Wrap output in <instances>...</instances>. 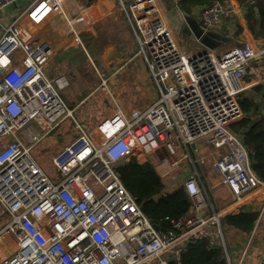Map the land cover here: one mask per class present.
I'll return each mask as SVG.
<instances>
[{"label": "built area", "instance_id": "2783aa9c", "mask_svg": "<svg viewBox=\"0 0 264 264\" xmlns=\"http://www.w3.org/2000/svg\"><path fill=\"white\" fill-rule=\"evenodd\" d=\"M67 1L33 0L0 39V264H167L168 254L203 237L221 240L228 264H244L251 241L233 263L221 220L255 196L264 200V181L255 174L241 135L231 128L243 118L238 97L247 89V66L264 56V47L245 41L221 56L190 52L162 0H118L157 98L130 115L118 107L93 132L54 153L49 171L33 150L73 111L63 96L67 77L48 74L54 48L33 29L53 23L79 42L80 32L98 19L90 7L69 15ZM231 12L227 1L213 0L202 19L215 27ZM202 139L220 151L213 171L236 197L223 210L209 202L196 167ZM152 154L161 155L154 167L163 180L183 161L195 166L183 183L192 200L190 214L169 230L151 222L118 171L132 156Z\"/></svg>", "mask_w": 264, "mask_h": 264}, {"label": "rangeland", "instance_id": "374dc122", "mask_svg": "<svg viewBox=\"0 0 264 264\" xmlns=\"http://www.w3.org/2000/svg\"><path fill=\"white\" fill-rule=\"evenodd\" d=\"M82 1L85 0H76L74 4L77 3L79 5ZM162 1L165 4V1ZM120 5L118 0H108L102 9V14H98L101 16L112 9V7L117 9ZM100 16L97 15V17ZM98 22L96 21L94 24L95 28L90 32L91 27L87 31L83 30L84 34L82 38L88 51L79 48L82 46L81 41L74 43L60 60L57 58L49 67L48 73L51 75H65L67 77L69 86L64 92V98L74 114L64 120L34 148L33 152L35 156L46 170L51 171L53 168L51 157L54 152L58 151L65 144L69 145L82 133L93 132L103 118L109 117L118 107H121L127 115H130L138 109H145L157 98V87L155 86V82H153L154 80L150 79L144 63L140 59L137 61L131 60L134 54L132 53V47L135 45L134 41L132 40L131 47L118 39L119 26H117V18L112 15L101 20L99 24H97ZM44 34L55 39V36L50 31ZM19 53L20 51L17 53L18 56ZM144 62L146 63L145 59ZM131 65H134L133 69H131ZM115 74L116 78L114 79ZM143 74H145V83H149V88L154 91L152 92L151 102L143 99L139 100L140 93L136 87L141 86L139 79H144ZM126 77H129L131 80L134 79L136 86L133 87V84L129 85L132 88L127 85L121 86L124 83L123 79L125 80ZM94 91L96 92L93 94ZM198 148H203V153L214 149L204 139L198 142ZM163 154L166 155V153ZM160 156L158 154H152L151 156L144 155L140 156L139 159L141 162L146 160L151 161L155 165ZM145 157L146 160H144ZM172 159L175 160L176 157H172ZM189 164L191 165L190 162L183 161L178 170H175L170 177L164 179L169 189L181 186V174ZM218 195L219 198L224 199L221 204H217L219 207H223L236 200L235 195L230 190L223 191V193ZM262 200L260 204H258L260 200H257L246 205L247 207L259 208L262 211L252 244L253 249H259L260 262H262L261 254L264 251V200ZM246 206H242L241 209ZM225 237H227L228 249L232 260L236 263L240 259L242 249L246 246L248 240H241V235L234 230H232V233L225 234ZM251 262L252 258L249 256L246 258L244 264H251Z\"/></svg>", "mask_w": 264, "mask_h": 264}, {"label": "crops", "instance_id": "0c3cea01", "mask_svg": "<svg viewBox=\"0 0 264 264\" xmlns=\"http://www.w3.org/2000/svg\"><path fill=\"white\" fill-rule=\"evenodd\" d=\"M32 1L33 0H0V39L2 38L5 27L11 24V22H13L14 19L19 17L21 12H23V10ZM75 1L76 0H69L64 6L66 12L69 15L75 16L82 9L86 7H90L97 17V15L100 16L99 15L100 13L102 14V9L105 7V3L108 0H85V1H82L79 5L77 3L74 4ZM164 1H165V4H163V7L166 11L165 13L167 15V18L170 21L179 40L184 45L187 51H190V52L210 51L216 56H221L223 53H225L227 50H229L233 46L243 44V42L245 41H251L252 43L257 45V47H264V35L259 37V34L258 35L255 34L253 30L251 29L247 16H246L247 7H245L243 3H241V0H224V1H227V3L231 6L232 12L229 18L224 19L220 25L215 26V27L207 26L203 22V19H202L204 11L206 10V8H208V6L212 3L213 0H196L195 2L194 0H164ZM252 1L254 0H248V2H252ZM112 15L115 16V18H117L118 20V24H117V26H119L118 27V31H119L118 39H120L121 42L126 43L127 46L130 45L131 47H132L131 42L132 40L134 41L135 45L134 47H132L133 48L132 53L134 54L131 60L137 61L138 59H140L144 63L148 71L147 73L150 79L153 80L152 76L150 75L148 66L144 62V58L138 54L139 44H138V41L135 35L133 25L130 22L127 14L123 12L122 8L117 7V9H115V7H112V9L107 11L105 14L101 15L100 17H97L98 18L97 21H99L97 24H99L101 20H103L104 18H108L109 16H112ZM255 19H256V26L257 28H259V16H255ZM81 27L82 28H80V30L83 29L82 24H81ZM94 28H95V25L89 30V32ZM49 31L50 33H53V35L55 36V39L50 38V36L48 35L46 36L44 34ZM33 32L37 37L44 38L45 40L49 41L52 44L54 48V57H53L52 64L57 60V58H59L60 60L63 57V55L68 52L70 47L74 43H77V41H73V39H70L66 35L60 33V31L56 29L53 23H46V24L44 23L42 25H38L33 29ZM83 34H84L83 31L80 32V41L82 43V46L80 45L81 47L79 48H81L82 50L86 49V51H88L87 46L82 38ZM57 39L59 40L56 42ZM66 66H67V63H66ZM133 68H134V65H131V69ZM48 74L50 76H53L50 73ZM143 76H144L143 80L139 79L141 81V86L136 87L138 88L137 91L140 93L139 100L143 99V100L151 102L152 92L154 91H152V89L149 88V83L148 84L145 83V74H143ZM115 78H116V74L114 75V79ZM123 81L124 83L121 84V86L127 85L130 88L132 87L129 85L133 84V87L136 86L135 80L134 79L131 80L129 77H126V79L125 80L123 79ZM245 81L247 84V89L245 91L251 90L255 94V97L257 98L258 101L260 98L264 100V88L260 90H256L253 88L255 85H259V84L264 85V56L262 58L254 59L248 64L247 69H246ZM64 92L65 90L63 91V96H64ZM95 92L96 91H94L93 94ZM91 96H92V93H91ZM138 110H141V109H138ZM243 117H244V113H243ZM240 135L243 138L242 134ZM66 145L68 144H65L62 148L58 149V151L63 149ZM196 155H197L195 156L196 159L199 160L196 167L205 185L207 193L209 195V202L213 204L217 210H223L224 208L231 205L234 201L223 207L217 206V204H221L224 200V199L219 198L218 194L223 193V191H226V190L228 191L230 190V192H232L229 186L223 185L221 183L220 175L216 174L213 171V167H212L213 162L215 161L216 158L220 156V151L217 149H211L210 151L203 153V148L201 149L198 148V150L196 151ZM203 156H204L203 158L204 163H200V159ZM193 172H195V166L193 164L191 165L189 164L185 168V171L182 172L181 174V177H180L181 186H183L184 181L188 179V177H190L193 174ZM170 189H174V188H170ZM257 200H260V202L258 203L260 204L262 200V196L260 197L255 196L254 198L250 199L249 202L241 205L239 210L234 211L232 213L239 212L242 206H246L252 203V201H257ZM248 207L255 208L251 206H248ZM232 230L234 229H231L230 231H228V233H232ZM254 233H255V230L249 237H245V235L241 232L238 234L241 235V240L246 239L248 241L249 240L251 241V247L249 249V256H251L252 258L251 264H260L259 249H253L252 247ZM224 239H225V236H224ZM225 243H226V239H225ZM227 251L230 255L231 261L233 262L228 247H227ZM263 253L264 251L262 252V254ZM262 254H261V257H262ZM239 260L240 259H238V261Z\"/></svg>", "mask_w": 264, "mask_h": 264}, {"label": "trees", "instance_id": "16d2710c", "mask_svg": "<svg viewBox=\"0 0 264 264\" xmlns=\"http://www.w3.org/2000/svg\"><path fill=\"white\" fill-rule=\"evenodd\" d=\"M241 3L247 7L246 16L251 29L259 37L263 36L264 0H241ZM255 16H259V28ZM238 99L244 117L232 124L231 128L242 134L252 168L259 179L264 181V100L260 98L258 101L251 90L240 93ZM118 171L143 212L156 227L169 230L173 221L190 214L192 200L185 188L180 186L169 189L151 161L141 162L137 156H132L119 166ZM261 212L256 207H244L239 212L226 215L221 220L224 236L234 229L249 237L256 229ZM225 239L228 247L227 237ZM167 257V264H228L225 247L219 238L212 240L203 237L188 242L180 248L178 254H168Z\"/></svg>", "mask_w": 264, "mask_h": 264}, {"label": "water", "instance_id": "95a60500", "mask_svg": "<svg viewBox=\"0 0 264 264\" xmlns=\"http://www.w3.org/2000/svg\"><path fill=\"white\" fill-rule=\"evenodd\" d=\"M253 88L256 90H260V89L264 88V85L263 84L255 85Z\"/></svg>", "mask_w": 264, "mask_h": 264}]
</instances>
